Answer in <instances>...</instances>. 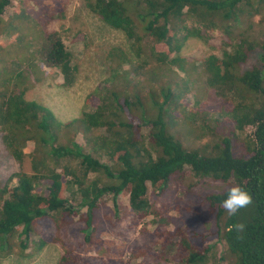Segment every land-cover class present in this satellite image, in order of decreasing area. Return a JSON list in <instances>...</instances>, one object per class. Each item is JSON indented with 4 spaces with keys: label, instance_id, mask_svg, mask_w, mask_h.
Segmentation results:
<instances>
[{
    "label": "trees",
    "instance_id": "16d2710c",
    "mask_svg": "<svg viewBox=\"0 0 264 264\" xmlns=\"http://www.w3.org/2000/svg\"><path fill=\"white\" fill-rule=\"evenodd\" d=\"M83 1L104 24L126 36L135 59L112 47L105 58L109 77L87 96L89 111L68 123L27 98L19 85L21 70L5 77L0 70V135L17 162L30 159L32 171L0 182V251L25 255L31 245L36 252L60 245L58 264H92L82 252L94 247L111 259L98 236L96 213L108 199L117 205L127 196L129 228L142 226L137 248L142 257L134 250L133 261L264 264L263 53L246 67L260 46L246 32L252 19L264 14V0ZM12 3L0 0V25ZM42 13L54 17L45 8ZM20 18L23 23L30 17ZM32 19L34 28L41 27L38 44L20 47L16 42L29 52L26 67L41 62L59 73L60 86L72 87L80 64L67 50L64 35L50 31L45 17L42 22ZM69 38L87 47L85 32L78 30ZM192 39L211 52L202 59L182 55ZM206 99L218 104L207 110ZM175 116L192 131L208 129L207 135L216 139L211 150L178 141L171 131ZM220 128L228 133L220 135ZM183 183L196 199L178 204L177 223L158 200L173 184ZM234 186L247 190L253 203L230 217L221 203ZM199 187L202 192L196 193ZM161 221L173 230L163 229ZM236 222L245 224L243 232L229 231ZM67 234L75 243H65ZM152 245L160 246L153 255Z\"/></svg>",
    "mask_w": 264,
    "mask_h": 264
},
{
    "label": "rangeland",
    "instance_id": "374dc122",
    "mask_svg": "<svg viewBox=\"0 0 264 264\" xmlns=\"http://www.w3.org/2000/svg\"><path fill=\"white\" fill-rule=\"evenodd\" d=\"M44 8L49 12H53L54 17H46L45 13H42V9ZM54 8H59L62 12ZM30 13L32 18H37L41 22V18L45 17L44 21H48L50 31H59L64 35L67 50L73 53L80 64V73L72 87L64 88L60 86L62 78L59 76V73L44 66L41 62H37V64L30 68L26 67L31 64V60L28 59L29 52L25 53V48H18L16 42L18 45H21L20 47H23L24 44L37 45L39 31L41 30V27L34 28ZM25 14H28L30 18L24 20L22 23L20 16H24ZM61 15L63 16L62 18ZM2 20L3 22L0 25V56L4 58L5 62H8V64H3L0 58V70L3 72V76H9L10 73L21 70L24 73V77L20 79V89L26 90L29 100L36 101L47 107L61 123L74 121L82 113L89 111V106L86 104L87 96L110 75L105 58L112 47L123 49L135 59L130 41H128L126 36L122 32L108 27L97 16L92 14L84 6L83 0H54V2L53 0H13L11 7L6 10V14ZM250 24L252 28L246 32L247 39L250 42L260 43V46L252 53L253 58L247 63L246 67L254 64L253 61L256 62V58H259V55H262V53L264 55V49L262 50L264 47V14L252 19ZM248 25L249 23H245L244 27ZM2 29L5 31H2ZM78 30L86 33L88 39L87 47L84 43H73L70 40L69 37L72 38ZM210 52L209 48L199 40L192 39L188 41L182 55L202 59ZM31 55L33 54L30 53ZM33 56L37 57L36 55ZM178 80H181L180 76ZM153 84L154 81H151L149 87H152ZM1 90L2 86L0 85ZM206 101H208V105H206L207 110H209L212 104H218V102H211L208 99ZM193 106L194 102L190 104L188 111ZM176 118L179 117H173V128L171 131L178 141L180 140L186 147L192 149L211 150V146L216 142V139L210 134L207 135L209 133L208 129L203 128L202 124H196L197 126H201L203 130L201 131L197 128L196 131H192L182 119ZM209 126L213 128L214 124L209 123ZM228 126L230 130L232 124L228 122ZM148 131V125L144 124V133H148ZM218 131L220 135L228 133L222 131L221 128ZM202 132H204V137L200 136ZM247 135H251L250 130H247ZM75 140L80 141L81 144L84 143L81 138ZM27 152L30 154L32 147L27 149ZM20 171L26 173L32 172L30 159L26 158L23 164L17 162L8 152L0 135V182L2 184L6 183L13 174ZM214 189L215 191H219L221 190V186L218 184L214 185ZM195 191L196 193L202 192L200 187ZM194 199L196 198L193 193L187 191L186 184L184 186L173 184L167 195L158 200V205L164 206L167 217L176 219L178 223V204H183L185 200L193 202ZM128 204L129 198L123 196L118 199L117 205L108 199L105 205L100 206V209L96 213L99 229L98 236L106 243L104 244L105 248L110 250L111 259L99 255L98 249L88 247L86 253L82 252L88 262L92 264L142 263V259L133 261L131 257L134 250L138 256L142 257L140 250L137 249L142 243V238H140L138 232L142 226L137 230L129 228L131 214ZM150 219L152 218L148 220ZM164 219L166 218L164 217ZM160 223L163 229H166V226H168L169 231L173 230L174 226L167 221H161ZM195 224L197 225V221ZM74 232L76 231L74 230ZM77 237L79 239L80 235L77 234ZM65 239L66 244L71 245L75 243L74 240L70 242L72 237L68 234ZM18 245L19 241L16 244V249H19ZM159 250V245H152L150 254L153 255L154 251L158 252ZM3 251H0V264H58L63 254V248L60 245H49L39 252H36L31 245L28 247L25 255H7V248H3ZM154 263L156 262L154 261ZM146 264H153V262L148 260ZM223 264H232V262L229 259Z\"/></svg>",
    "mask_w": 264,
    "mask_h": 264
},
{
    "label": "clouds",
    "instance_id": "9594fccd",
    "mask_svg": "<svg viewBox=\"0 0 264 264\" xmlns=\"http://www.w3.org/2000/svg\"><path fill=\"white\" fill-rule=\"evenodd\" d=\"M253 203L252 195L240 186H234L228 190L227 198L222 201L221 206L230 217L238 216L241 209L247 208ZM235 230L241 233L245 230V224L236 222L229 226V231Z\"/></svg>",
    "mask_w": 264,
    "mask_h": 264
}]
</instances>
